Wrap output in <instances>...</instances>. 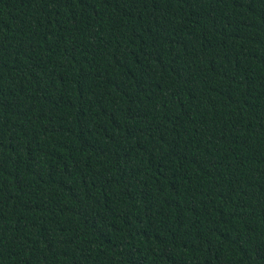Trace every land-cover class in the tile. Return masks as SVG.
Segmentation results:
<instances>
[{"label": "trees", "instance_id": "1", "mask_svg": "<svg viewBox=\"0 0 264 264\" xmlns=\"http://www.w3.org/2000/svg\"><path fill=\"white\" fill-rule=\"evenodd\" d=\"M0 264H264V0H0Z\"/></svg>", "mask_w": 264, "mask_h": 264}]
</instances>
